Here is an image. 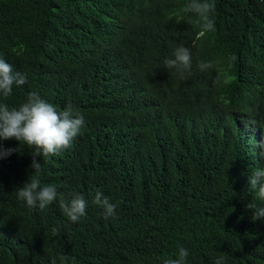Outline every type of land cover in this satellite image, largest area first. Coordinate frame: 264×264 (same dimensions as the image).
<instances>
[{"label":"trees","instance_id":"1","mask_svg":"<svg viewBox=\"0 0 264 264\" xmlns=\"http://www.w3.org/2000/svg\"><path fill=\"white\" fill-rule=\"evenodd\" d=\"M210 2L201 35L190 0H0V59L27 76L0 103L35 92L85 118L71 148L36 158L58 191L43 212L17 198L35 148L0 141L18 149L0 159V264H162L180 247L186 264H264V220L247 208L264 207L249 183L264 169V0ZM181 46L192 66L178 72L165 62ZM74 194L88 201L76 223L59 199Z\"/></svg>","mask_w":264,"mask_h":264},{"label":"clouds","instance_id":"2","mask_svg":"<svg viewBox=\"0 0 264 264\" xmlns=\"http://www.w3.org/2000/svg\"><path fill=\"white\" fill-rule=\"evenodd\" d=\"M215 3L210 0H190L185 6V11L195 14L202 21L203 32L214 31L215 21L212 14L215 11ZM175 59H169L165 63L169 69L175 68L178 72L190 70L192 66L191 53L186 47H179L174 53ZM201 70L211 68V63H201ZM27 83V76L19 71H14L13 66L4 59H0V96L8 98L13 93V86L20 87ZM248 87L246 80L240 86L238 94ZM255 91V90H254ZM235 96V98L238 96ZM254 95L249 94L246 101ZM85 126L84 116L68 105L64 110H58L56 106L44 101L38 94L32 92L28 95L27 101L19 108H9L6 103H0V141H10L15 139L29 148H35V155H32L31 167L35 170L29 182L19 188L17 198L22 201L29 209H39L43 212L49 205L58 199V191L55 186H43L39 174L41 163L37 157L50 158L59 155L62 151L71 148L74 140L82 134ZM259 129V127H256ZM259 147L264 148V143ZM18 149L5 148L0 144V159H7ZM264 155V153H262ZM249 183L253 190H256L261 201H264V169H257L249 178ZM60 207L68 219L79 222L86 216L88 201L80 194H74L70 204H65L62 197ZM93 203L103 209L105 220L116 218L117 205L111 203L109 198L103 193L97 192ZM248 209L254 210L252 220H264V207H258L253 203L247 205ZM56 230L54 229V232ZM189 252L180 247L176 259H164L162 264H186ZM63 260L64 257L62 256ZM52 264H56L53 260ZM214 264H225V258L218 256Z\"/></svg>","mask_w":264,"mask_h":264}]
</instances>
